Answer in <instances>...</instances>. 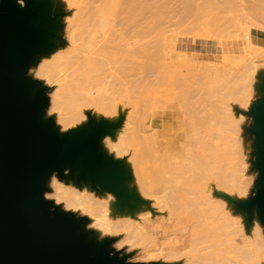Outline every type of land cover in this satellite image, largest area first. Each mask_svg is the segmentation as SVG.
I'll return each mask as SVG.
<instances>
[{
  "label": "bare ground",
  "instance_id": "obj_1",
  "mask_svg": "<svg viewBox=\"0 0 264 264\" xmlns=\"http://www.w3.org/2000/svg\"><path fill=\"white\" fill-rule=\"evenodd\" d=\"M155 1L80 0L78 13L74 17L78 27L72 32L73 46L65 53L46 59L42 72L36 74V78L22 76L29 85L30 96L49 91L50 100L47 95L44 96L39 124L56 130L60 140L92 135L91 128L94 130L95 125L90 124L94 119L99 120L100 126L107 123L115 127L107 137V146L99 137L93 153L99 166L111 175L109 182L92 172L85 173L83 166L76 167L71 170L65 183L52 180L54 204L81 209L100 227L107 228L112 227L111 221L118 216V197L121 194L125 196L131 189L133 199H148L159 212L168 215L185 211L200 219L212 210L223 216V219L215 224L214 219L217 217L212 216L210 223L204 220L192 232L190 246L195 252L194 257H198L195 261L200 264L209 261L211 264L214 261L216 264H264L260 244L254 251L240 249L234 241L235 233L230 230L227 216L216 211L212 194L204 190L205 183L210 181L214 173L213 169L205 166V159L212 160L216 156L217 148L212 145L211 139L208 144L209 155L203 156L200 153L201 129L212 131L215 116V120L218 119L216 104L219 108L223 106L220 111L226 110L224 113L228 114L229 121L227 126L238 123L232 107L226 104L234 100L244 86L236 82L237 90L231 81L221 79L251 78L255 81L254 88H257L256 84L260 80L264 84V68L258 72V65L263 61L252 62L241 76L227 74L222 77L213 72L212 79L216 80L208 89L204 79H210L209 70H189L190 59L176 55L177 51H170L171 34L168 35V30L162 27L170 20L164 8L169 9L174 2L165 0L167 4L171 2L167 6L162 4L164 0ZM177 1L179 3L175 1L177 4L174 3V6L178 10L175 14L176 10L172 7L175 10H172V14L174 11L173 17L181 18L174 25L178 29L190 28L199 18L206 20L208 15L216 17L217 22L221 19L229 26L235 20L241 23L240 26L245 24V20L250 21V26L255 29L257 23L264 24L258 20L260 17L264 21V0ZM46 2H35L36 11L46 13V6L50 5ZM158 4H161L159 8ZM162 9L163 13L160 11ZM252 11H256V14L253 13L257 18L256 23ZM246 12L251 13L253 19ZM225 14L227 23L223 21ZM235 25L226 27L228 32L222 30L224 34L221 32V41L229 40L230 37L231 40L237 39L239 35L241 37L246 34L245 26V30H240V26L237 24L235 28ZM233 28H238L241 34L236 30L235 34L234 31L232 33ZM153 33H156V38L152 41L150 36ZM228 33L229 39L226 38ZM247 36L249 44L261 39L258 33H248ZM138 53H144L142 59H139ZM142 67L152 73H160L165 78L176 79H135L137 71ZM158 69L160 72H157ZM193 79L200 80L194 82ZM205 90L208 92L210 108L200 118L201 110L207 109L202 107L201 99V91ZM216 98L218 103L215 102ZM49 101L50 106L46 108ZM90 108H94V113ZM46 111L47 115L50 112V117L46 116ZM215 112L217 115H214ZM222 112L219 115H223ZM225 115L221 118L222 122L227 118H224ZM255 125V130L264 134V121ZM100 126L99 133L102 130ZM258 138V146L253 152L259 159V181L264 188V136ZM237 169H233L237 176L235 181L240 178L238 172L245 179L246 168L239 169L237 166ZM47 176L39 183L40 188H43ZM116 223V228L129 230V237L139 240L145 238L144 229L132 226L129 220ZM215 257L220 258L218 262Z\"/></svg>",
  "mask_w": 264,
  "mask_h": 264
},
{
  "label": "rangeland",
  "instance_id": "obj_2",
  "mask_svg": "<svg viewBox=\"0 0 264 264\" xmlns=\"http://www.w3.org/2000/svg\"><path fill=\"white\" fill-rule=\"evenodd\" d=\"M38 1L40 0H36L35 2ZM44 1L46 2L48 0ZM79 1L80 0H53V3L48 1L50 5L49 7L45 5L47 7L46 13H39L34 7V10L36 11V19L39 18V22L37 24L40 27L46 25L49 17L51 16L49 26L53 27L51 28L52 36L46 38V44H48L49 47L43 46L44 48H40L37 55L27 65L22 76L30 75L33 78H36L35 75L42 72L41 70L46 64V59L65 53V51L69 50L70 47L73 46L72 32H74L78 27L74 17L79 10ZM166 1L164 0V3L162 4L166 5ZM172 1L175 4L178 2L177 0H175L176 2L174 0H171V2ZM17 3L22 8L25 7L23 0H18ZM174 3L170 6L167 4L169 9L164 8L165 6L163 7L166 10L167 17L170 18L169 22L162 27L163 29L168 30V35L171 34L169 39L170 51H177L176 55L190 59L188 62L189 70L202 68L209 70L208 74L210 75V79H204L208 89L212 87V84L216 80L212 79L211 75H213V72L220 74L222 77H225L227 74L236 77L240 74L243 75L246 68L255 61H263L258 65V72L260 73L263 70L264 24L257 23L256 25L258 27L260 26L262 29L260 27L257 29V26L255 29L250 26V21L247 22L245 20V24L243 23L242 26H240L241 23H236L235 20L236 25L238 24L240 26V30H245L244 26L247 28V31L249 30V32L245 30L246 34L244 33V36L246 37H240L239 34L241 33L240 31H237L238 28L237 30L233 28V30L231 29L232 33L234 31L235 34L236 30L239 32L238 37L240 38L237 37V39L234 38L231 40L230 37L229 39V36L231 35V31H229L230 35L228 33L226 37L229 40L221 41L219 38L221 32L222 30H227L228 28L226 27H228L229 24L225 25V23L218 18L220 20L218 21L223 24V26L221 24L220 26L219 22L215 21L217 19L216 17L213 16V18H211L212 16L208 15L210 16L209 20H207L208 16L206 17V20H201L199 18V20L194 22V26L187 29H178L177 26L174 25H177L181 18L179 16L173 17L174 11L176 10V14L178 10L177 7L175 8L176 5L174 6ZM159 5L161 4L157 5L158 8ZM172 7L175 8V10ZM164 9L160 11L163 13ZM172 10H174L173 14ZM253 13L256 14V11H252V15ZM246 14L252 18L250 15L251 13L248 14L246 12ZM255 14L253 16L256 23L257 18L255 17ZM214 15L216 16V14ZM225 18H227V15L223 18V21L226 22ZM231 18L230 20L227 19V21L229 20L231 22ZM250 18L246 19L249 20ZM262 18H264V16ZM259 19V22H264L260 17L258 20ZM235 23L233 21L229 27H231L232 24L235 25ZM236 25L235 28L238 27ZM224 31L222 34H224ZM248 33H250V35L252 33H258L260 34L261 39L257 43L251 41L252 44H249L247 41ZM150 38L153 41L156 38V33H153ZM136 40H139V38ZM143 54H137L139 59L143 58ZM152 72L153 71L142 67L137 71L135 79H176L165 78L160 76V73ZM157 72H160V70L158 69ZM249 74L250 73H248V75ZM199 80L200 79H193L194 82H199ZM221 80H228V82L231 81V84L234 85L235 89H237L236 84L238 82L242 83L244 87L234 100H230V103L227 104L225 102H228L229 100L224 102L226 105L232 107L231 110L233 114L235 117L237 116V125L234 124L232 126H227L229 123L228 114L225 115V109L224 111L222 109L220 111L222 105L219 108L216 104L217 106L215 105V108L218 111V119L215 120V116L214 121L212 122V131L205 128L201 129L200 153L203 156L209 155L208 144L211 140L212 145L217 148L215 153L216 156L213 157L212 160L205 159V166L213 169L214 173L210 181L205 183L206 187L204 190H208L212 194L211 199L216 202L214 205L216 207V211L227 216L230 230L235 233L234 241L239 245L238 247L248 252V250L254 251L260 244V252L264 262V218L262 216L264 215V208L261 207L257 201L261 194L259 181L260 169L257 167V163H259L258 157H256L253 152L257 147L254 126H256L255 123L263 122L256 121L260 117L264 106V101H261V99L264 98V84L263 81L260 80V82L256 84L257 88H254L255 81L253 82L251 78ZM43 92H45V95L48 96V100H50L49 91L44 90ZM201 99L202 107H206L207 109L201 110L202 113H200V118L205 116L206 111L210 108L208 92L206 90L201 91ZM216 101L217 98L215 99V102ZM218 102L219 100L217 103ZM222 103L223 102H221V104ZM225 104L224 108H226ZM49 106L50 101L49 104L46 105V108H49ZM90 109H92V112L94 113V108ZM47 111L46 116L50 117V112H48L49 115H47ZM219 111H223L222 113L225 115L224 118L227 116V118L224 119L226 125L222 122L223 120L221 121V118L223 119V115H219ZM214 115H217V112H215ZM226 119L228 122L225 121ZM94 125V130L91 128V134H94L97 130H99V120L94 119L90 126ZM110 126L111 125H108L107 123L100 126L102 128V136L100 137L104 146H107V137L110 136L113 128H115ZM112 126H114V124ZM52 131L56 133V130ZM56 134L58 135V133ZM259 136H264V134L258 132V137ZM237 166L239 169H242L243 167L246 168L244 172V176L246 175L245 179L242 178L241 173L238 172L237 175L238 177L240 175V178H238V181H235L237 176L236 173L233 172V169L236 170ZM70 175L71 168L66 166L62 169H53L45 179L44 186L41 189L43 200L46 203H50L48 212L53 214L58 210L60 213L67 215L70 219L76 222L79 233L86 235L90 241L96 243L98 246L105 247L111 257L116 258L123 264H200L195 261V252H193L190 246L193 239L192 232L198 229L199 224H201L204 220H207L208 223H210L213 218L217 217L214 219L215 224H217L223 219V216L215 214L212 210L208 211V213L205 214V217L202 216L200 219L185 211L168 215L159 212L153 206L152 201L148 199H133L131 189V191L127 192L125 196L121 194L120 197H118L120 209L118 211V216L111 221L113 222V224L111 223L112 227H100L96 221H94L89 215H85L81 209H76L74 207L67 208L63 206V204L60 206L54 204V198L52 195L55 191L53 189L52 180L56 179L60 183H63ZM259 215L261 216V219ZM127 220L132 223V226L137 225L142 227V229H144L143 234L145 233V238L139 240L137 238L129 237V230H125L122 227L116 228V222H124ZM215 258L217 262L220 259L217 257ZM213 263L216 264L215 261L212 262V264ZM205 264L211 263L209 261Z\"/></svg>",
  "mask_w": 264,
  "mask_h": 264
},
{
  "label": "water",
  "instance_id": "obj_3",
  "mask_svg": "<svg viewBox=\"0 0 264 264\" xmlns=\"http://www.w3.org/2000/svg\"><path fill=\"white\" fill-rule=\"evenodd\" d=\"M17 1L0 3V264H123L79 233L67 215L50 214L42 198L39 183L53 169L83 166L106 181L111 175L93 158L101 132L62 141L39 124L45 93L30 96L22 74L40 48L49 47L53 27L51 16L37 24L36 0H23L24 8ZM254 133L258 144L255 126ZM257 201L264 208L262 187Z\"/></svg>",
  "mask_w": 264,
  "mask_h": 264
}]
</instances>
